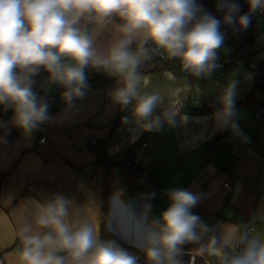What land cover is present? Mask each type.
Listing matches in <instances>:
<instances>
[{
    "label": "clouds",
    "instance_id": "9594fccd",
    "mask_svg": "<svg viewBox=\"0 0 264 264\" xmlns=\"http://www.w3.org/2000/svg\"><path fill=\"white\" fill-rule=\"evenodd\" d=\"M246 2L248 12L237 15L236 0H216V10L223 13L217 18L197 0H0V105L12 109V124L30 136L52 119L48 103L33 90V77L47 72L46 83L62 87V98L71 107L86 94V70L91 68L116 79L118 86L110 96L130 113L121 117L129 131L159 132L164 124L175 126L179 113L166 104L161 90L146 88L142 67L166 55L179 61L182 72L208 78L219 66L217 52L225 41L221 26L247 29L252 15L264 12V0ZM100 25L112 29L104 49L91 35L93 26ZM239 84L230 78L222 87L217 98L221 107L213 118L218 128L230 129L247 142L235 107ZM166 195L170 203L158 216L149 215V203L137 214L120 194L111 197L108 230L115 223L119 236L136 252L103 238L85 211L98 213L93 198L82 206L62 194L43 202L29 200L17 231L19 264H141V258L143 264H186L188 244L196 246L192 253L198 251L212 264H264V236L253 234L246 224L232 232L220 226L217 234L192 212L199 195L175 188ZM252 219L264 216L257 213Z\"/></svg>",
    "mask_w": 264,
    "mask_h": 264
},
{
    "label": "crops",
    "instance_id": "0c3cea01",
    "mask_svg": "<svg viewBox=\"0 0 264 264\" xmlns=\"http://www.w3.org/2000/svg\"><path fill=\"white\" fill-rule=\"evenodd\" d=\"M254 29L256 34L249 49L264 70V19L257 17ZM91 35L97 46L104 49L112 29L93 26ZM238 43L225 34L218 58L231 55ZM141 73L146 88L161 90L166 104L179 113L175 126L164 124L159 132L129 131L121 117L130 113L114 104L110 96L118 86L116 79L91 68L86 70V94L75 99L71 107L62 98V87L47 84V77L36 81L33 90L48 103L52 119L30 136L12 124V109L5 110L0 105L4 108L0 111V264H19L17 231L29 211L26 202H43L54 194L72 199L77 206L86 205L93 198L98 213L88 208L85 211L100 230L105 190L111 193L108 229L109 201L113 195L120 194L137 214L149 203V215L158 216L170 203L167 189H186L201 197L192 212L214 227L217 234L220 226L225 232L234 231L238 221L246 218L249 231L264 236V220L252 219L257 213L264 216V201L259 198L264 189V121L253 118L256 105L264 98V87L254 85L253 73L246 63L237 62L236 69L222 74L215 70L206 79L165 66ZM230 78L240 81L235 107L247 142L230 129L218 128L213 118L221 107L217 98ZM181 102H185L182 109L178 106ZM222 130L230 131L226 145L207 155L204 143ZM42 135L45 140L40 142ZM92 139L94 143H90ZM141 140L147 144L138 170L130 167L128 161ZM110 161H125L126 165L111 166ZM140 169L148 171L156 187L141 182ZM153 192L154 199H141ZM110 232L122 243L131 245L119 236L115 223ZM194 247L184 246L185 252ZM183 260L187 264L189 254Z\"/></svg>",
    "mask_w": 264,
    "mask_h": 264
},
{
    "label": "built area",
    "instance_id": "2783aa9c",
    "mask_svg": "<svg viewBox=\"0 0 264 264\" xmlns=\"http://www.w3.org/2000/svg\"><path fill=\"white\" fill-rule=\"evenodd\" d=\"M236 2L240 5V12L237 15H242L248 12V4L246 0H236ZM197 3L202 5L205 10H207L209 13L216 16L217 18H222L223 13L216 10V0H197ZM260 15H264V12L258 11L252 15L251 24L247 29L233 31V29L230 26H227V25L221 26V30L225 34L229 35L234 40H238L239 43H238L237 48L232 52L231 55L220 57L217 59V64L219 65L216 68L217 72L222 74L226 70L236 69L237 62L241 60V61H244L247 67L254 73L255 80L258 83H264V70H262V67L254 60L253 53L249 49L250 32H251L252 24L256 20V18L259 17ZM158 58L163 59L165 58V56L157 55L154 57L153 60L158 59ZM173 70L176 72L179 71L184 74H189L186 72H182L181 68L179 69L173 68ZM178 106L180 109L184 108L185 102H181ZM253 118L256 121L264 120V98H262V101L255 107ZM228 139L229 137L227 138V140ZM44 140H45V136L42 135L39 141L43 142ZM94 141L95 140L92 139L90 143H94ZM146 144L147 143L145 141L141 140L135 145L134 150H133L132 160L128 161V163H138V161L144 154ZM140 178H141V182L147 185L148 187H151V188L156 187V184L151 180V178L149 177L148 171L146 169L141 170ZM259 198L262 201H264V189L260 191ZM246 223H247L246 218H243L242 220L238 221L239 226L245 225ZM188 252H189V260L187 264H209L208 259L205 256H201L198 251L195 253H192L191 250H189ZM197 258H199L200 260L198 261Z\"/></svg>",
    "mask_w": 264,
    "mask_h": 264
},
{
    "label": "trees",
    "instance_id": "16d2710c",
    "mask_svg": "<svg viewBox=\"0 0 264 264\" xmlns=\"http://www.w3.org/2000/svg\"><path fill=\"white\" fill-rule=\"evenodd\" d=\"M256 32H255V29H254V22L252 24V28H251V32H250V41L254 38ZM158 66H165V67H169V68H178L180 67L179 65V62L177 60H172V59H169V58H158V59H155L153 61H150V62H147L141 69V71H148V70H151V69H155L157 68ZM253 73V72H252ZM253 76H254V73H253ZM45 77H48V73L41 70L39 75L33 77V79L35 81H38L40 79H43ZM254 80V85H258L260 87H264V83H258L256 80H255V77L253 78ZM262 101V99L259 101V103ZM258 103V104H259ZM257 104V105H258ZM256 105V106H257ZM213 108V107H211ZM3 109L2 107H0V111L3 112ZM195 110H202V108L198 109L196 108ZM255 110V109H254ZM254 116V115H253ZM264 121V120H262ZM226 132V135L219 138V136ZM230 134V131H225V130H222L220 132H218L216 135H214L213 137H211L209 140H207L204 145H205V151H206V154L209 155L213 152V150L215 148H217L218 146L220 145H226L227 143V138H228V135ZM131 159H129V161H131ZM109 164L111 166H120V165H126V162L124 161H110ZM128 165L132 168H136L139 170L138 168V163H128ZM143 170V169H142ZM140 172H141V169H140ZM109 190H105L104 192V203H103V206H102V222H101V229H100V232L103 236V238L105 239H113L115 240L121 247L131 251V252H136L137 249H135L134 247H132L131 245H126L124 243H122L121 241H119L114 234H112L106 227V217L108 215V199H109V196L111 195V193H108ZM111 192V191H110ZM186 247H191V246H195V245H191V244H188V245H185ZM196 247V246H195ZM208 261H209V264H212V262L210 261V259L205 256ZM188 263V262H187ZM141 264H143V260L141 258Z\"/></svg>",
    "mask_w": 264,
    "mask_h": 264
},
{
    "label": "water",
    "instance_id": "95a60500",
    "mask_svg": "<svg viewBox=\"0 0 264 264\" xmlns=\"http://www.w3.org/2000/svg\"><path fill=\"white\" fill-rule=\"evenodd\" d=\"M225 135H226V132L222 133V134L219 136V138H221V137H223V136H225Z\"/></svg>",
    "mask_w": 264,
    "mask_h": 264
},
{
    "label": "rangeland",
    "instance_id": "374dc122",
    "mask_svg": "<svg viewBox=\"0 0 264 264\" xmlns=\"http://www.w3.org/2000/svg\"><path fill=\"white\" fill-rule=\"evenodd\" d=\"M259 17H261V20L264 19V15H260ZM241 61V60H240ZM238 61V62H240ZM242 62V61H241Z\"/></svg>",
    "mask_w": 264,
    "mask_h": 264
}]
</instances>
